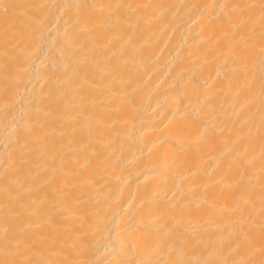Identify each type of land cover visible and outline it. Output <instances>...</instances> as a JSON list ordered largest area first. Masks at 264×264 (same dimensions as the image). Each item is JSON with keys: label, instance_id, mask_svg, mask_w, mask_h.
Returning a JSON list of instances; mask_svg holds the SVG:
<instances>
[{"label": "bare ground", "instance_id": "1", "mask_svg": "<svg viewBox=\"0 0 264 264\" xmlns=\"http://www.w3.org/2000/svg\"><path fill=\"white\" fill-rule=\"evenodd\" d=\"M9 2L140 7L121 9L110 22L93 11L71 53L61 40L75 10H65L59 25L51 12L42 33L17 24L7 48L0 21V233L4 203L19 195L31 206L51 196V169L63 159L64 172L77 174L58 171L53 181L64 187L67 207L53 217L47 247L59 254L49 258L159 264L175 258L166 244L175 231L188 233L205 258L215 249L217 256L259 264L258 229L245 241L218 226L228 221L237 195L259 194V74L254 82L234 75L225 56L253 30L259 40L261 13L256 7L225 15L229 10L219 6L261 0ZM21 68L16 84L9 78ZM81 96L102 125L78 115L73 105ZM97 224L102 231L93 236L88 225Z\"/></svg>", "mask_w": 264, "mask_h": 264}, {"label": "snow or ice", "instance_id": "2", "mask_svg": "<svg viewBox=\"0 0 264 264\" xmlns=\"http://www.w3.org/2000/svg\"><path fill=\"white\" fill-rule=\"evenodd\" d=\"M140 6L133 4H100V5H81V4H28L17 5L10 3L9 0H0V11L3 15L0 17L4 27V44L5 48L11 43L9 32L17 25H22L34 32L42 33L45 30L48 16L55 11L58 14L57 24L59 19L63 17L65 10L72 9L77 12V15L71 22L65 20L63 24V38L61 40L62 49H66L71 53L75 48L81 32L89 31L88 17L93 11L100 13L106 22H110L113 17L117 21L119 17L116 13L123 9L128 12H134ZM147 7V6H145ZM221 9L227 8L230 13L243 14L245 10H251L259 7L261 13V31L259 40L256 39L255 31L253 30L247 38L241 36L239 40L233 41L234 49L225 56V62L231 61V71L234 75H243L250 77L254 82L259 74V89L260 96L264 100V0H261L259 5H236L225 4L219 6ZM20 9H24L20 11ZM81 10L83 13L81 14ZM23 17V19H20ZM24 69H17L16 74L11 79L16 84L23 81ZM251 86V85H250ZM79 91V90H78ZM78 110V115H82L87 120L89 125L103 124V118L97 119L94 114L87 111L88 105L86 98L81 96V103L73 105ZM92 107H95L93 104ZM36 113L39 114L40 108H37ZM264 122V116H262ZM15 130V129H14ZM55 160V158H53ZM71 163H75L73 158ZM14 162L9 157V167ZM22 164H27V159L20 161ZM67 162L60 160L59 169L52 167V177L49 184L52 188L51 196L45 193L38 201H33L32 205H26L19 195L10 197L3 205L5 218L2 233H0V264H101L99 260H76L65 259L56 260L49 258L58 255L59 253L47 247L50 239V230L54 227V215L66 209V194L64 187H56L53 181L56 179L58 171L63 172L64 177L71 178L76 175V172L71 170L64 172V167ZM66 186V184L64 185ZM5 195L9 196V188L4 189ZM48 208L45 211L44 205ZM63 205V206H62ZM230 216L226 223L218 226L221 231L228 230L229 238L233 236H243L245 241L250 240V234L259 230L261 245L259 248L262 259L259 264H264V169L259 177V194L256 196L253 191H245L237 195L234 199V205L228 209ZM90 234L95 236L96 231H102L101 225H88ZM170 253L174 255V259L161 261L159 264H255L252 260H230L226 256H217L215 249L209 252L205 258L202 254H197L196 250L189 242L188 233L172 232L170 240L166 241ZM75 246L73 245V248ZM87 248V245H84ZM239 247V245H237ZM47 255L41 249H45Z\"/></svg>", "mask_w": 264, "mask_h": 264}]
</instances>
